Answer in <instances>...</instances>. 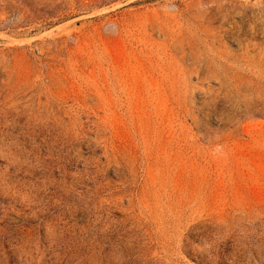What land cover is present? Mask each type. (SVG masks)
Segmentation results:
<instances>
[{
    "label": "rangeland",
    "instance_id": "obj_1",
    "mask_svg": "<svg viewBox=\"0 0 264 264\" xmlns=\"http://www.w3.org/2000/svg\"><path fill=\"white\" fill-rule=\"evenodd\" d=\"M0 264H264V0H0Z\"/></svg>",
    "mask_w": 264,
    "mask_h": 264
}]
</instances>
